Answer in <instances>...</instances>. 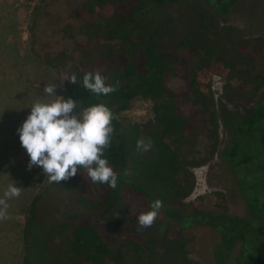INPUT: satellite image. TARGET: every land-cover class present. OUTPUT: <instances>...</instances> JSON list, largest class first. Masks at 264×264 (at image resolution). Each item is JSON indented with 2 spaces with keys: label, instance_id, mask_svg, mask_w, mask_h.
<instances>
[{
  "label": "trees",
  "instance_id": "obj_1",
  "mask_svg": "<svg viewBox=\"0 0 264 264\" xmlns=\"http://www.w3.org/2000/svg\"><path fill=\"white\" fill-rule=\"evenodd\" d=\"M200 1L87 0L70 13L77 23H66L60 30L73 36L69 50L40 54L30 41L31 54L64 75L66 87L59 96L77 101V113L103 103L118 117L112 122V144L105 157L119 179L115 189L93 183L81 167L75 177L49 184L26 208L22 204L20 210L16 203L15 211L24 217L21 264H32L33 259L36 264H195L188 252L190 225L208 227L220 236L216 264H264V94L255 102L264 88V37L243 36L220 24L240 0ZM184 12L193 15L192 23L182 21ZM6 24L0 23V109L6 100L13 113L25 114L29 100L19 97L16 89L23 71L13 69L18 64L17 44L3 41L15 24ZM97 70L108 84L119 82L115 92L97 96L83 87V75ZM73 74L76 84L68 81ZM214 76L225 83V99L219 104L210 91ZM174 79L183 89L168 86ZM139 100L152 103L153 119L125 125L121 115ZM242 102L250 108L228 110ZM184 104L192 109L191 119L181 113ZM219 121L226 135L221 155L246 196L248 220L228 215L226 207L196 212L184 204L194 182L182 163L180 144L185 136L203 132L214 155ZM141 138L152 141L149 151L137 150ZM12 144L17 142L10 138L9 151L16 147ZM9 154L0 146V168ZM31 171L23 166L29 181ZM132 194L144 199L136 212ZM156 199L164 206L156 222L141 229L138 216ZM9 225L7 220L1 223L5 231ZM237 244L243 246L242 255L230 260Z\"/></svg>",
  "mask_w": 264,
  "mask_h": 264
},
{
  "label": "rangeland",
  "instance_id": "obj_2",
  "mask_svg": "<svg viewBox=\"0 0 264 264\" xmlns=\"http://www.w3.org/2000/svg\"><path fill=\"white\" fill-rule=\"evenodd\" d=\"M87 0H0V23H14V30L4 37V42L12 45L17 44L18 63L13 69L23 71V78L18 82L17 91L19 97H25L29 100V104L25 114L21 110L13 113V107H7V101H3V107L0 109V146L3 145L4 152H10L8 160L1 163L0 182L5 181L8 185H0V198H3L4 192L9 184L15 182L17 187L23 189L18 198L9 199L8 218L0 221V264H21V254L19 248L20 231L23 228L24 217L22 211L18 209L17 204H26L24 208L35 198L42 196L46 187L49 186L48 177L45 176L42 167L33 166L31 175L33 180L29 181L23 172V166H28L30 157L26 150L21 146L19 129L31 112V106L36 100L50 102L54 97L47 96L43 89L46 85L55 84V95L59 94L66 87L64 75L56 69L47 67L43 62L34 57L31 52L30 41L34 40L36 44V52L43 54L47 52L57 53L64 48L68 50L73 47L72 38L69 33H60L66 23H77L71 20L70 13L72 10L79 8ZM195 3L201 2L194 0ZM110 11H103V16L109 17ZM182 21L184 23H192V14L184 12ZM181 21V23H182ZM35 23L33 35L30 39V28ZM257 23H260L259 25ZM220 24L237 29L243 36L264 37V0H240L226 15L221 19ZM76 40H80L76 38ZM11 55L10 53L7 56ZM20 57V60H19ZM15 59V57H14ZM6 64H2V69H7ZM11 76L15 79L14 70ZM62 84V90H61ZM224 81L221 77L214 76L210 82V91L213 101L219 104L225 99ZM168 86L171 89H183L181 81L176 79L170 80ZM27 87V88H26ZM264 94V88L256 95L255 102ZM239 108L235 109L228 106V110H236L243 112L246 102L239 104ZM152 103L150 101L139 100L135 102L131 109L121 115L125 125L142 124L153 119L151 112ZM249 109L250 107H246ZM9 110V111H8ZM181 113L187 119H191L192 109L184 104L181 107ZM2 122H4L2 124ZM222 122L219 121V145L216 147L214 155H212V142L203 132L192 133L180 144V157L182 163L194 182V188L191 194L184 200V204L189 206L191 210L198 211H219L224 210L230 216L240 219H250L249 209L247 207V199L242 189L237 184L235 173L228 168L223 156L222 148L225 144L226 135L222 128ZM10 129V130H9ZM9 130V131H8ZM8 131V132H7ZM14 132H17L15 134ZM12 138L16 145L14 149H8V143ZM18 148V149H17ZM12 154V155H11ZM167 187L170 185H166ZM54 194V193H52ZM48 194L44 199H48ZM54 196H57L54 194ZM130 202L133 203V211H138L141 202L144 199L141 196L132 194ZM143 199V200H142ZM59 197H55V202ZM129 200V199H128ZM20 201V202H18ZM24 202V203H23ZM136 203V204H135ZM56 205V204H55ZM139 205V207H138ZM61 205H59L60 207ZM50 208H47L49 212ZM50 213V212H49ZM11 225L7 231L1 223L6 221ZM186 233L192 239V243L188 248L189 258L195 264H216L214 259V249L220 242V236L208 227H198L190 225L186 229ZM243 246L237 244L233 247L229 259L233 260L242 255ZM10 253L9 256H7ZM7 256V257H6ZM33 259L32 264H36ZM228 264V262H226Z\"/></svg>",
  "mask_w": 264,
  "mask_h": 264
},
{
  "label": "clouds",
  "instance_id": "obj_3",
  "mask_svg": "<svg viewBox=\"0 0 264 264\" xmlns=\"http://www.w3.org/2000/svg\"><path fill=\"white\" fill-rule=\"evenodd\" d=\"M77 83L73 74L68 80ZM83 87L89 92L107 96L119 86L106 82L100 71L86 72L82 78ZM62 90V84H61ZM50 102L36 100L30 107L31 112L18 129L21 146L26 150L30 161L28 170L33 166L42 167L49 183L67 181L75 177L79 168H84L93 183L107 184L115 189L119 175L109 165L105 152L111 147L114 132L113 120L118 117L103 103L94 104L77 113V101L55 95L56 85H46L43 89ZM152 141L141 138L137 141L138 151H149ZM124 172V175H127ZM23 189L13 182L9 184L0 198V221L8 218V200L18 198ZM156 199L150 210L138 216L141 229L151 227L163 207Z\"/></svg>",
  "mask_w": 264,
  "mask_h": 264
}]
</instances>
